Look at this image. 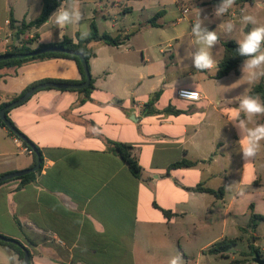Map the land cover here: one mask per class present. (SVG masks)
<instances>
[{
	"label": "crops",
	"instance_id": "crops-1",
	"mask_svg": "<svg viewBox=\"0 0 264 264\" xmlns=\"http://www.w3.org/2000/svg\"><path fill=\"white\" fill-rule=\"evenodd\" d=\"M211 1L78 0L84 19L59 28L53 14L77 6V0H63L47 22L19 34L23 23L39 17L42 0H0V53L59 44L65 37L78 43L93 23L100 35L122 40L118 46L90 43L94 88L87 98L46 88L7 114L42 158L31 182L20 185L14 179L0 185V235L22 243L31 254L30 264H168L176 255L184 264H257L255 257L243 255L249 245L264 259V222L249 226L252 213L264 215V141L246 166L240 137L225 111L234 106L229 99L264 85V76L249 83L243 61L239 74L217 79L218 69L198 72L186 66L177 31L165 48L159 42L167 16L176 17L175 30L191 12L207 11L213 20L208 29L219 37L212 50L218 65L223 43L237 42L253 27L239 23L241 10L264 24V0L235 4L219 18ZM130 15L139 18L131 22ZM230 20L236 30L226 34L221 25ZM47 79L81 81L82 75L69 58L3 68L0 105ZM180 89L196 90L201 98L182 99ZM157 92L159 98L145 109ZM169 108L179 113L166 112ZM256 123H264V116L250 126ZM14 137L0 127V176L36 163L33 153L23 152L24 142L17 144ZM112 142L132 147L140 177L132 174ZM183 159L196 164L168 169ZM198 185L219 195L192 190ZM224 239L238 241L224 255L210 253ZM13 254L0 245V264H11Z\"/></svg>",
	"mask_w": 264,
	"mask_h": 264
},
{
	"label": "clouds",
	"instance_id": "clouds-1",
	"mask_svg": "<svg viewBox=\"0 0 264 264\" xmlns=\"http://www.w3.org/2000/svg\"><path fill=\"white\" fill-rule=\"evenodd\" d=\"M236 0H219L213 9L215 17H223L234 7ZM199 18L190 27V33H186L195 38V43L198 47L195 51L186 53L185 58L190 61L186 66L194 68L198 72L211 71L218 69L216 60L213 58L212 50L219 42V37L216 31L209 30L204 20L201 19V10L198 9ZM53 16L54 23L57 27L63 28L70 24H79L84 19L79 2L71 11L68 9H58ZM239 23L253 27L244 33L242 39L238 40V54L246 57L242 65V73H247L249 83L254 82L258 78L264 76V24L259 23L256 16L241 10ZM226 34H232L236 30V22L228 21L221 25ZM88 36L87 31L81 33V39ZM183 95V93H182ZM188 99L196 98V93L193 91L187 93ZM234 106L226 108L225 111L229 114V122L236 129L240 139L238 141L242 159L245 165H249L258 155L261 149V141H264V123H256L255 126H250L258 116H264V101H261L259 96H253L246 93L239 94L236 98L229 99ZM231 190V185L226 186ZM239 195H244L243 192ZM11 264H22L18 257L13 254L10 256ZM168 264H184L180 255L173 256Z\"/></svg>",
	"mask_w": 264,
	"mask_h": 264
},
{
	"label": "trees",
	"instance_id": "trees-1",
	"mask_svg": "<svg viewBox=\"0 0 264 264\" xmlns=\"http://www.w3.org/2000/svg\"><path fill=\"white\" fill-rule=\"evenodd\" d=\"M62 1L63 0H42L43 6H42V11H41L39 17L35 21H33L29 24L23 23L22 26H20L18 33L20 34L21 32H24L28 29L33 28V27H39L42 24H44L45 22H47L50 15L52 14V12L54 10H56L61 5ZM218 2H219V0H212L211 1V3L214 5L217 4ZM245 2H252V0H236L235 4H241V3H245ZM160 15H161V13H158L150 21V23L152 25H155V20L158 19V17H160ZM10 26L12 28L15 27L14 20H11ZM94 41H101L102 43H104L106 45H111V46H118V45L122 44V40L119 38H113L107 34L100 35L98 33L96 25L93 23L92 27H91L90 34L84 39H81L79 37L78 43H74L72 39L65 37L64 40L59 44H51V45H43L42 44V45H39L38 48H36V49H33L30 46L24 45L21 48H14L10 51H6L5 53H0V55L17 54V53L25 54V53H30V52H33L35 50L42 49L45 47L59 46V47H63V48H66V49H69V50L83 54L84 58L87 60L88 67L90 70V60L95 56V53L93 52V49L89 47V45L91 42H94ZM223 46H224L225 52H224L223 58L221 59V61L218 64V70H217V73L215 75V78H217V79L225 77V76L229 75L230 73L239 74L241 64L246 59V57H242L238 54L239 45L237 42L227 41V42L223 43ZM48 58H69V59L74 60L77 63L78 69L82 75L81 81H58V80H48V79L42 80V81L33 83L30 86H28L19 96L15 97L12 101H15L16 99L22 97L29 89H31L32 87H34L38 84H41V83L56 82V83H68V84H81L86 80L85 73H84V70L82 68L80 59L77 56L64 54V53H56V52L44 53V54H41V55H38L35 57H28V58H24V59L3 61V62H0V70L3 68H6V67L8 68V67H13V66H21V65L28 63V62H33L36 60H43V59H48ZM93 88H94V81L92 79L90 86L88 88L83 89V90H78V91L77 90H72V91L83 93L85 98H87ZM48 89H50V88H48ZM249 95L259 96L260 99L262 101H264V85L259 84V85L255 86L249 92ZM159 96H160V92L155 93L152 96L149 103L146 105L145 109L152 107V105L154 104V102H156V100L159 98ZM9 103L1 104L0 105V111ZM11 110L12 109L8 110L7 114ZM156 112H157L156 110H146L145 114H151V113H156ZM166 112L175 113V114L179 113V111L174 110L172 108L167 109ZM8 120L10 121L9 118H8ZM0 127L6 128V126L1 121V119H0ZM6 129L9 131V133L11 135L15 136L8 128H6ZM29 142L32 145H34L30 140H29ZM24 144L27 147H29L26 143H24ZM111 144L113 145L114 150L118 153V155L121 157V159L126 163V165L128 166L129 170L132 172V174L136 177H140L141 167L138 164L136 158L132 154V147L127 145V144L117 143V142H112ZM35 148L39 152V150L36 146H35ZM33 156H34L35 162H36V155L34 152H33ZM41 160H42V158H41ZM195 164H196L195 162L183 159L181 161H178V162L170 165V167L168 169L172 170V169L183 168V167L188 168V167L194 166ZM34 176H35V173H31V174H28V175H25L21 178H16V179L21 181L20 185H25V184L31 182L34 179ZM12 180H14V179H12ZM7 182H9V181H7ZM192 190L198 191V192H207V193H211V194H215V195H219V192H220V191H214L212 189L204 188L202 185H198L196 188H194ZM165 214L168 215L169 212H165ZM259 222H264V215H257V214L252 213L250 216L249 226L250 227L256 226ZM237 241H238V239H224L220 242L215 243L209 251L212 254L224 255L226 252H228L230 249H232L237 244ZM0 245L12 250L15 254H17L19 257V261H21V262H23L25 250L28 251V249L26 247H24L23 244L20 242L18 245H13V244H9V243H5V242L0 241ZM243 255L249 256L252 258L261 257L260 252L253 245H249V252L243 253ZM29 256H30V259H29V264H30V261H31V254L30 253H29ZM242 262H244V261L243 260L233 261V262H231V264H240Z\"/></svg>",
	"mask_w": 264,
	"mask_h": 264
},
{
	"label": "water",
	"instance_id": "water-1",
	"mask_svg": "<svg viewBox=\"0 0 264 264\" xmlns=\"http://www.w3.org/2000/svg\"><path fill=\"white\" fill-rule=\"evenodd\" d=\"M49 52L64 53V54L77 56L80 59L82 68H83L84 73H85L86 80L81 84H68V83H56V82H45V83L38 84V85L32 87L31 89H29L22 97L16 99L15 101L10 102L8 105H6L0 111V119L4 123L6 128H8L15 136H17L19 139H21L24 143H26L33 150V152L36 155V163L33 167H31L29 169L22 170V171H17V172L2 175L0 177V185L4 184L7 181H10L12 179L21 178L25 175H28L31 173H36L39 170V168L41 167V162H42L41 155L37 151L35 146L32 145L29 142V139L23 133H21L15 127L14 124H12L8 120L7 111L24 104L35 93H37L38 91H40L42 89L57 88V89H61V90H77L78 91V90L86 89L90 86L91 74H90V70L88 67L87 60L84 58L83 54L69 50V49H66V48H63V47H59V46L45 47V48L38 49V50H35L33 52L25 53V54H20V53L3 54V55H0V62L8 61V60L24 59V58H28V57H35V56H38V55H41L44 53H49ZM0 241L5 242V243H9V244H13V245L19 244V241L5 237V236H2V235H0ZM29 259H30L29 252L27 250H25L22 264H29ZM254 261L257 264H264V259H262L261 257H255Z\"/></svg>",
	"mask_w": 264,
	"mask_h": 264
},
{
	"label": "rangeland",
	"instance_id": "rangeland-1",
	"mask_svg": "<svg viewBox=\"0 0 264 264\" xmlns=\"http://www.w3.org/2000/svg\"><path fill=\"white\" fill-rule=\"evenodd\" d=\"M188 20H182L181 23L175 27V30H173V24L175 23L176 17L175 16H167L165 18V28L167 29L166 32L162 33V38L159 39V42L162 41L163 42V46L165 48L166 44L168 41H170L171 36H173V34L176 33L177 31V35H179V39H180V45L182 46L183 50H182V56L185 57L187 52L193 51V45H196L195 43V38L187 35L186 33L190 32V27H191V21H197V19L199 18V15L195 14L194 12H191L190 14L187 15ZM204 17H206V19L204 20V24L205 26L208 28V24H209V14L207 11H204L203 13H201V19H203ZM138 16L137 15H130L129 19L131 22H136L138 20ZM213 21V20H210ZM218 34V33H217ZM236 39L239 38V35L236 34L235 36ZM185 64H190V61L186 59V63Z\"/></svg>",
	"mask_w": 264,
	"mask_h": 264
},
{
	"label": "built area",
	"instance_id": "built-area-1",
	"mask_svg": "<svg viewBox=\"0 0 264 264\" xmlns=\"http://www.w3.org/2000/svg\"><path fill=\"white\" fill-rule=\"evenodd\" d=\"M193 91L196 93V98L188 99L187 98V93H191ZM182 93H183V95H182ZM177 94H178V96L180 98L186 99V100H189V101H199V99L201 98L200 93L198 91L192 90V89H180V90H178ZM14 142L17 143V144H20L22 142V140H20L18 137L15 136L14 137ZM23 152L32 154L33 150L25 145L24 148H23Z\"/></svg>",
	"mask_w": 264,
	"mask_h": 264
}]
</instances>
